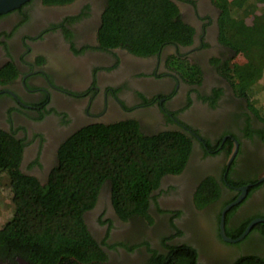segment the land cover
Masks as SVG:
<instances>
[{
    "label": "flooded vegetation",
    "instance_id": "af4514ba",
    "mask_svg": "<svg viewBox=\"0 0 264 264\" xmlns=\"http://www.w3.org/2000/svg\"><path fill=\"white\" fill-rule=\"evenodd\" d=\"M172 1L193 29L192 41L167 43L147 56L103 44L108 0H30L0 15V129L22 142L24 174L46 183L62 143L95 123L135 119L147 133L178 130L193 141L182 172L164 176L152 193L151 219H122L110 186L102 187L85 213L108 255L98 264H149L181 246L196 250L197 264L264 258L257 228L264 221L234 242L221 233L223 210L240 197L225 213L228 237L239 238L264 218V109L236 86L247 56L223 40L214 0ZM208 178L218 180L221 193L200 205L197 191ZM14 261L0 256V264Z\"/></svg>",
    "mask_w": 264,
    "mask_h": 264
},
{
    "label": "trees",
    "instance_id": "16d2710c",
    "mask_svg": "<svg viewBox=\"0 0 264 264\" xmlns=\"http://www.w3.org/2000/svg\"><path fill=\"white\" fill-rule=\"evenodd\" d=\"M214 2L222 10L223 40L231 41L230 34L245 36L241 43L232 39L248 59L238 71L236 86L251 96L253 86L264 76V0ZM254 14L253 25H249L247 19ZM192 35V27L181 19L172 0H108L101 30L104 45H121L143 56L158 52L167 43H191ZM192 146L186 133H147L135 119L91 124L62 143L58 164L43 184L19 169L23 144L0 129V178L5 176L17 204L16 217L0 229V256L13 261L21 257L29 264L106 261L107 253L85 221V213L95 207L102 187L110 186L113 206L122 219H151L152 193L164 176L182 172ZM220 193L218 180L208 178L200 184L196 200L204 205ZM258 227L264 235V222ZM149 264H197V252L191 246L173 247ZM235 264H264V258L246 256Z\"/></svg>",
    "mask_w": 264,
    "mask_h": 264
},
{
    "label": "rangeland",
    "instance_id": "374dc122",
    "mask_svg": "<svg viewBox=\"0 0 264 264\" xmlns=\"http://www.w3.org/2000/svg\"><path fill=\"white\" fill-rule=\"evenodd\" d=\"M255 11V14L257 15L259 11L254 10ZM255 14L254 15H250L247 19V23L249 25H253V18L255 17ZM236 34H233L229 36L230 39H233V37H236L238 40H240V43L244 41L245 39V36H235ZM247 40H250L248 39V37H246ZM257 41V39H256ZM247 43V42H246ZM239 61V58L238 60ZM242 63V61H240ZM243 66V65H241ZM263 84L259 83L257 84V82L255 84L256 87L252 90L253 93H251L252 95H254L253 99H252V103L254 105H258L260 106L259 107V110H261L260 108L264 109V94H260L259 91H261L263 88L262 85H264V80L262 82ZM255 86V85H254ZM253 86V87H254ZM258 92V93H257ZM256 93V94H255ZM261 112V111H260ZM15 199H13V196H12V192L10 191L9 187L7 186V180L5 178L4 175L1 176L0 178V229L8 222L12 221L16 215V209H17V204L16 202H14Z\"/></svg>",
    "mask_w": 264,
    "mask_h": 264
},
{
    "label": "water",
    "instance_id": "95a60500",
    "mask_svg": "<svg viewBox=\"0 0 264 264\" xmlns=\"http://www.w3.org/2000/svg\"><path fill=\"white\" fill-rule=\"evenodd\" d=\"M30 0H0V15L1 14H5L7 12H10L12 10H15L17 8H20L22 5H24L25 3H27ZM264 179V177L262 178ZM248 187H244L243 191L244 193L247 192ZM242 197H240L237 201L233 202L232 204L228 205L224 210H223V215H222V223H221V233L222 236L225 240L229 241V242H234L237 240H240L241 238H243L247 232H249V230L252 228L253 225H255L258 222H262L264 221V218H256L254 219L248 226L247 230L237 239H233L231 237H228L225 233V229H224V220H225V213L236 203H238L241 200Z\"/></svg>",
    "mask_w": 264,
    "mask_h": 264
}]
</instances>
